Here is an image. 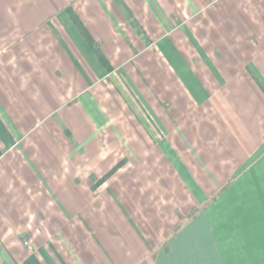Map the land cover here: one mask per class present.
Returning <instances> with one entry per match:
<instances>
[{"label": "crops", "instance_id": "crops-1", "mask_svg": "<svg viewBox=\"0 0 264 264\" xmlns=\"http://www.w3.org/2000/svg\"><path fill=\"white\" fill-rule=\"evenodd\" d=\"M262 260L264 0H0V264Z\"/></svg>", "mask_w": 264, "mask_h": 264}, {"label": "snow or ice", "instance_id": "snow-or-ice-1", "mask_svg": "<svg viewBox=\"0 0 264 264\" xmlns=\"http://www.w3.org/2000/svg\"><path fill=\"white\" fill-rule=\"evenodd\" d=\"M260 264H264V260H262V261L260 262Z\"/></svg>", "mask_w": 264, "mask_h": 264}, {"label": "built area", "instance_id": "built-area-1", "mask_svg": "<svg viewBox=\"0 0 264 264\" xmlns=\"http://www.w3.org/2000/svg\"><path fill=\"white\" fill-rule=\"evenodd\" d=\"M28 242V244H29V241H27Z\"/></svg>", "mask_w": 264, "mask_h": 264}]
</instances>
